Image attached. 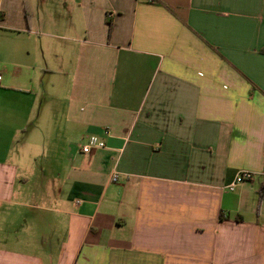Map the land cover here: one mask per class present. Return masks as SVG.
Wrapping results in <instances>:
<instances>
[{"label":"crops","instance_id":"crops-1","mask_svg":"<svg viewBox=\"0 0 264 264\" xmlns=\"http://www.w3.org/2000/svg\"><path fill=\"white\" fill-rule=\"evenodd\" d=\"M0 264H264V0H0Z\"/></svg>","mask_w":264,"mask_h":264},{"label":"built area","instance_id":"built-area-1","mask_svg":"<svg viewBox=\"0 0 264 264\" xmlns=\"http://www.w3.org/2000/svg\"><path fill=\"white\" fill-rule=\"evenodd\" d=\"M105 133L108 134V131H106ZM79 147H80V152L82 154H89L95 150L105 149L106 145L102 139H99L98 137L95 136H91V137H87L85 139V142L79 145ZM117 178L118 175L114 174L112 180L116 182ZM253 178H254V174L252 172L245 170L240 171L236 175L234 181L227 187V189L230 192H233L239 184H242L244 182H250L253 180Z\"/></svg>","mask_w":264,"mask_h":264}]
</instances>
